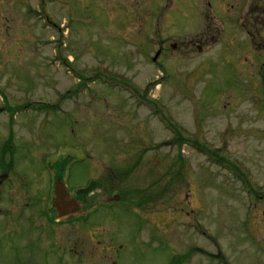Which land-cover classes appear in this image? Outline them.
Segmentation results:
<instances>
[{"label":"rangeland","instance_id":"1","mask_svg":"<svg viewBox=\"0 0 264 264\" xmlns=\"http://www.w3.org/2000/svg\"><path fill=\"white\" fill-rule=\"evenodd\" d=\"M109 1L0 0V264L16 263L19 207L43 244L88 248L80 264L109 263L111 249L118 264H262L264 61L235 65L228 37L200 57L173 51L180 34L153 61L156 7ZM54 173L73 197L97 195L96 180L119 200L86 197L48 236L20 182L44 190ZM38 244L30 255L48 264Z\"/></svg>","mask_w":264,"mask_h":264},{"label":"flooded vegetation","instance_id":"2","mask_svg":"<svg viewBox=\"0 0 264 264\" xmlns=\"http://www.w3.org/2000/svg\"><path fill=\"white\" fill-rule=\"evenodd\" d=\"M109 3H126V5L129 6L146 4L156 7L154 11V14L158 16H156V25L160 24V20L164 22L165 29L163 28V31L166 33L165 37L157 41L158 49L155 52L156 57L164 50V46L161 45L164 41L168 43L172 35L180 34V36L185 39L172 44L168 43V46L173 51L177 48L196 49V53L200 57L205 54L208 49L212 50L219 45V42L228 37V49L232 51V60L235 65L254 67L260 58L264 61V0H111ZM167 31L169 32L167 33ZM214 37H217V39H214ZM1 150H3V148H1ZM8 166L5 159L1 157L0 188H2L3 183L8 178ZM64 177V174L54 173L51 187H49V179L47 181H42L44 190L40 187L38 190L39 183L37 180H33V183H29V181L23 177L21 181L25 183L24 186L20 182V185L23 187V189L20 190L22 196H19L21 201L20 206L23 205V207L31 209L34 208L37 212L49 216V221L44 222L46 227L42 228L48 233V236L52 234L53 225L56 226L58 224L61 228L69 230V220L83 213V210L90 206L89 203L85 202L86 197L95 198L93 201L96 202H103L104 200L110 199L108 191H106L102 185H97L99 190L96 193L97 195L93 193L85 194L84 191H77L74 197L69 194L70 198L76 200L81 208L76 214L58 220L56 219L57 213L52 208V198L57 182H63L66 187ZM37 194H41V199L39 201H37ZM91 194L93 195L90 197ZM49 196H51L50 207L45 205L46 202L44 203ZM99 197L101 199L96 200V198ZM18 202L19 200L16 203ZM40 203H43V206H40ZM23 211V208L19 207L18 218L25 220L28 223V227L20 228L22 230L19 231L21 243H18V255L15 264H38L33 261L29 250L30 245L38 243L46 255L51 254V256H54L53 258L51 257L52 260L48 264H70V255L71 257L74 255L75 261H78L80 264L81 258L84 256L83 253L87 252L90 254V251H88L89 249L83 248V245L79 250L77 247L74 249L70 246L69 242L72 237L69 235L59 238L63 244L59 243V245H57L56 238L52 239V243L43 244L41 237L37 238L33 234V231L39 228L36 227L31 217L25 218ZM82 224L83 222L80 225ZM97 242L98 241H96V243ZM97 245H99V243ZM111 250L109 251L112 253V255H110L112 258H110V262L106 264H111L113 262L118 264V251L114 249ZM262 264H264V262H262Z\"/></svg>","mask_w":264,"mask_h":264},{"label":"water","instance_id":"3","mask_svg":"<svg viewBox=\"0 0 264 264\" xmlns=\"http://www.w3.org/2000/svg\"><path fill=\"white\" fill-rule=\"evenodd\" d=\"M110 201H118V197L115 196ZM52 208L56 211L58 218H65L75 214L80 209L77 203L69 197L64 185L59 182H57L54 189Z\"/></svg>","mask_w":264,"mask_h":264},{"label":"trees","instance_id":"4","mask_svg":"<svg viewBox=\"0 0 264 264\" xmlns=\"http://www.w3.org/2000/svg\"><path fill=\"white\" fill-rule=\"evenodd\" d=\"M189 257V255H182L179 256L177 258H174L173 261L170 264H181L184 260L186 261V259Z\"/></svg>","mask_w":264,"mask_h":264}]
</instances>
